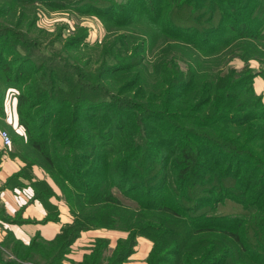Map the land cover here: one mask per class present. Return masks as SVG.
<instances>
[{"label":"trees","instance_id":"trees-1","mask_svg":"<svg viewBox=\"0 0 264 264\" xmlns=\"http://www.w3.org/2000/svg\"><path fill=\"white\" fill-rule=\"evenodd\" d=\"M91 2L73 7L132 31L114 30L113 56L92 71L48 59L27 74L0 48V84L18 91V125L75 218L66 241L112 228L152 241L146 264H264V103L257 72L227 64L264 47V0ZM142 28L165 43L149 66L141 57L154 41ZM94 254L86 259L96 264ZM42 255L22 246L23 262L0 264H54Z\"/></svg>","mask_w":264,"mask_h":264},{"label":"rangeland","instance_id":"rangeland-1","mask_svg":"<svg viewBox=\"0 0 264 264\" xmlns=\"http://www.w3.org/2000/svg\"><path fill=\"white\" fill-rule=\"evenodd\" d=\"M62 1L66 6L56 8L51 0H0V48L3 50V61L11 68H15L19 61L24 62L27 67L25 72L28 74L33 71L34 66L52 59L56 63L61 62L60 65L67 60L73 64H82L87 71H92L102 58L113 56L115 50L108 40L115 36L112 34L114 30L119 29L118 33L123 36L132 33L129 29L111 27L104 16L83 13L73 7L75 4L80 6L92 1L91 3L98 6H108L105 2H112L116 6L114 8L121 9L124 3L131 0ZM255 25H259V21L251 24L253 28ZM131 26L133 25H128ZM142 30L152 35L154 41L141 57L145 58L143 63L149 66L158 49L165 43L156 31L146 28ZM263 48L258 45L252 49L251 54L255 53L257 57L245 61L240 53H235L228 59L227 64L238 69L247 65L251 71L257 72L253 89L254 83L260 81L262 91L258 95L262 96L264 103ZM110 49V55L105 54ZM232 49L233 47L230 48ZM188 53L190 52H183L184 59L188 57ZM180 66L185 68V62L181 61ZM17 93V89L6 88L0 84V132H7L11 138L9 146L0 145L1 259L23 262L16 257V251L25 246L33 257L39 255L38 258L43 260L44 254L54 264H94V260L86 259L94 257V252L99 254L96 264H146L153 243L144 235L131 236L119 229L90 227L81 230L74 237L72 235L66 241V234L75 218L61 187L45 171L42 160L29 146L23 128L18 125ZM255 93L257 94L256 91ZM13 118L14 124L11 121ZM6 192L13 196L9 197ZM5 203H15V207L11 210ZM225 208L227 211H239L238 206L233 203ZM55 239L58 242L54 244ZM129 240L133 242L129 246L130 253L122 258L120 254ZM51 246L56 250L54 253ZM224 248L230 252L233 249L231 245ZM57 252L59 253L56 256L53 255ZM26 263L28 262H24Z\"/></svg>","mask_w":264,"mask_h":264},{"label":"crops","instance_id":"crops-1","mask_svg":"<svg viewBox=\"0 0 264 264\" xmlns=\"http://www.w3.org/2000/svg\"><path fill=\"white\" fill-rule=\"evenodd\" d=\"M256 80V79H255ZM255 83H256V85H255ZM254 83V89H255V91L257 92V94H260L261 93V91H262V89H261V82L260 81H256ZM258 89H257V88ZM258 90V91H257ZM12 121V124H14V118H13V120H11ZM0 145L2 146V144H1V140H0ZM4 172V171H3ZM2 172V173H3ZM3 175V174H2ZM0 177H1V173H0ZM6 194L9 196V197H12L13 195L11 194V193H8V192H6ZM4 200V202L6 201V198H4L3 199ZM6 204V207H8L9 209H11V210H13V207H15V203H5Z\"/></svg>","mask_w":264,"mask_h":264},{"label":"built area","instance_id":"built-area-1","mask_svg":"<svg viewBox=\"0 0 264 264\" xmlns=\"http://www.w3.org/2000/svg\"><path fill=\"white\" fill-rule=\"evenodd\" d=\"M0 140H1L2 146L4 147L9 146L11 144V138L8 135V133L5 131L0 132Z\"/></svg>","mask_w":264,"mask_h":264}]
</instances>
